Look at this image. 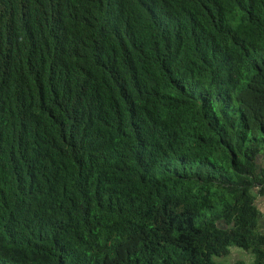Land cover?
Here are the masks:
<instances>
[{
  "label": "trees",
  "instance_id": "trees-1",
  "mask_svg": "<svg viewBox=\"0 0 264 264\" xmlns=\"http://www.w3.org/2000/svg\"><path fill=\"white\" fill-rule=\"evenodd\" d=\"M264 0H0V264H264Z\"/></svg>",
  "mask_w": 264,
  "mask_h": 264
},
{
  "label": "crops",
  "instance_id": "crops-1",
  "mask_svg": "<svg viewBox=\"0 0 264 264\" xmlns=\"http://www.w3.org/2000/svg\"><path fill=\"white\" fill-rule=\"evenodd\" d=\"M253 202L257 211L256 226L264 234V196H255Z\"/></svg>",
  "mask_w": 264,
  "mask_h": 264
},
{
  "label": "rangeland",
  "instance_id": "rangeland-1",
  "mask_svg": "<svg viewBox=\"0 0 264 264\" xmlns=\"http://www.w3.org/2000/svg\"><path fill=\"white\" fill-rule=\"evenodd\" d=\"M235 259H241L244 261L250 260V256L247 254H244L243 252L234 249V248H229V253L227 257L225 258H214L215 262H218L220 264H228L231 261H234Z\"/></svg>",
  "mask_w": 264,
  "mask_h": 264
}]
</instances>
